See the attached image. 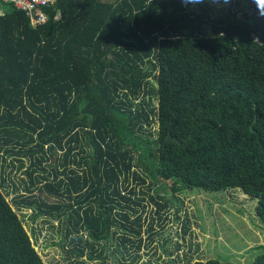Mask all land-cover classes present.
Returning <instances> with one entry per match:
<instances>
[{
    "label": "trees",
    "instance_id": "1",
    "mask_svg": "<svg viewBox=\"0 0 264 264\" xmlns=\"http://www.w3.org/2000/svg\"><path fill=\"white\" fill-rule=\"evenodd\" d=\"M2 8L0 155L31 160L15 205L67 217L71 254L98 259L96 244L118 239L134 260L146 209L137 186L158 175L175 189L239 188L264 224V16L251 0L244 20L180 0H58L37 27ZM56 151L63 169L51 173L43 165ZM0 184V264H47L2 190L4 172ZM36 190L70 201L37 204Z\"/></svg>",
    "mask_w": 264,
    "mask_h": 264
},
{
    "label": "rangeland",
    "instance_id": "2",
    "mask_svg": "<svg viewBox=\"0 0 264 264\" xmlns=\"http://www.w3.org/2000/svg\"><path fill=\"white\" fill-rule=\"evenodd\" d=\"M249 6L250 0H234L223 11L217 12L207 4H204L203 10H208L216 19L236 15L244 20V9L248 10ZM6 11L7 8H2L0 14ZM151 99L153 106L157 107V97L153 96ZM151 130L154 135L144 132L149 139L155 138L158 131L155 118ZM139 154L138 151L136 155ZM21 157L24 156L0 155V175L4 172L7 183V187H2V190L24 221L36 249L47 264H100L103 257L106 258L105 264H134L129 262L132 261L131 258H124L117 252L118 239L112 240L110 244L103 240L96 244L101 251V258L91 260L88 257V248L87 253L79 258L77 254L69 252L74 246L70 243V237L65 238L67 231L71 229L67 217L55 219L48 214V208L44 206L43 211H40L36 203L35 210H19L15 199L19 193L28 195L24 187L29 177L25 171L31 163L28 157ZM62 157L63 153L56 151L43 166L51 173L55 167L61 170ZM18 159H22L23 167ZM138 170L142 171V168ZM152 181L147 177L146 185L137 186L138 195L145 197L146 205L143 214L145 226L142 232V250L136 251L141 258L139 264H193L197 260L208 259L234 264H255V259L264 246V224L257 215L256 198L245 194L239 188L214 192L199 188L175 189L173 180H166L159 175L154 183ZM132 184L136 185L135 182ZM16 186L20 188L19 193L14 192ZM179 186L180 183L177 184ZM33 195L38 201L37 204L45 202L55 205L70 201L50 195L46 191L36 190ZM54 213L57 214V211L54 210ZM117 231L122 232L120 228ZM85 236L89 235L85 233Z\"/></svg>",
    "mask_w": 264,
    "mask_h": 264
},
{
    "label": "built area",
    "instance_id": "3",
    "mask_svg": "<svg viewBox=\"0 0 264 264\" xmlns=\"http://www.w3.org/2000/svg\"><path fill=\"white\" fill-rule=\"evenodd\" d=\"M12 3L18 9L24 11L30 18L34 27L42 25L49 20L48 9L54 6L58 0H1Z\"/></svg>",
    "mask_w": 264,
    "mask_h": 264
},
{
    "label": "clouds",
    "instance_id": "4",
    "mask_svg": "<svg viewBox=\"0 0 264 264\" xmlns=\"http://www.w3.org/2000/svg\"><path fill=\"white\" fill-rule=\"evenodd\" d=\"M180 2L184 6L190 7V9H195L197 5L207 4L210 8L219 12L225 10L234 0H180ZM241 2H245V0H241ZM251 2L255 4L260 15L264 16V0H251Z\"/></svg>",
    "mask_w": 264,
    "mask_h": 264
},
{
    "label": "crops",
    "instance_id": "5",
    "mask_svg": "<svg viewBox=\"0 0 264 264\" xmlns=\"http://www.w3.org/2000/svg\"><path fill=\"white\" fill-rule=\"evenodd\" d=\"M140 250H142V247H141V249H136V250H134V256H135V258H134V260H132V261H129V262H131V263H134V264H139L140 263V261H141V258L139 257V255L136 253V251H140ZM136 255L138 256V257H136ZM127 256H128V254H127ZM128 258V257H127Z\"/></svg>",
    "mask_w": 264,
    "mask_h": 264
}]
</instances>
